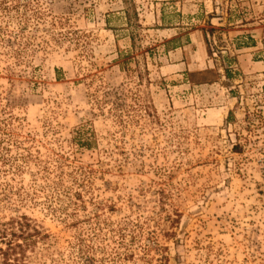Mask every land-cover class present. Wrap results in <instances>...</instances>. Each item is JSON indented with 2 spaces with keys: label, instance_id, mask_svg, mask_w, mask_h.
<instances>
[{
  "label": "rangeland",
  "instance_id": "374dc122",
  "mask_svg": "<svg viewBox=\"0 0 264 264\" xmlns=\"http://www.w3.org/2000/svg\"><path fill=\"white\" fill-rule=\"evenodd\" d=\"M8 242L20 264H264V0H0Z\"/></svg>",
  "mask_w": 264,
  "mask_h": 264
},
{
  "label": "trees",
  "instance_id": "16d2710c",
  "mask_svg": "<svg viewBox=\"0 0 264 264\" xmlns=\"http://www.w3.org/2000/svg\"><path fill=\"white\" fill-rule=\"evenodd\" d=\"M225 73L228 75V70L225 68ZM26 241V238L24 239ZM6 248L1 251L2 255V264H20L18 258H10L11 252L13 253H19L20 250H22V245L19 242H8L5 244ZM19 250V251H18ZM23 255V254H22Z\"/></svg>",
  "mask_w": 264,
  "mask_h": 264
},
{
  "label": "crops",
  "instance_id": "0c3cea01",
  "mask_svg": "<svg viewBox=\"0 0 264 264\" xmlns=\"http://www.w3.org/2000/svg\"><path fill=\"white\" fill-rule=\"evenodd\" d=\"M254 63H255V61H254ZM256 65V64H255Z\"/></svg>",
  "mask_w": 264,
  "mask_h": 264
}]
</instances>
